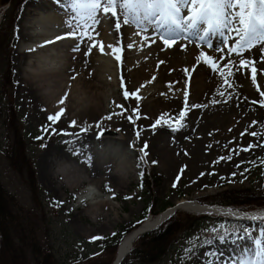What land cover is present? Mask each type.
I'll list each match as a JSON object with an SVG mask.
<instances>
[{
  "label": "rangeland",
  "instance_id": "374dc122",
  "mask_svg": "<svg viewBox=\"0 0 264 264\" xmlns=\"http://www.w3.org/2000/svg\"><path fill=\"white\" fill-rule=\"evenodd\" d=\"M30 1L27 0L21 7L15 32L12 29L9 30L14 33V37L9 33L5 42L0 43V183L8 192L16 196L18 209L22 210L20 219L24 217V214L26 219L31 215L40 224V234L46 237L51 236L59 261H64L63 264L70 263L88 254L89 256L100 254L98 245L105 239L120 235L123 227H127L130 231V228L134 229L133 224L138 222L141 224L147 218L175 206L177 200L192 197L196 192L204 194L201 199L206 201L219 200V196L245 190L264 197V163H262L264 161V106L259 103L261 99H264L260 97V92L264 91V88L259 85V90L254 89L255 93L244 94L239 90V86L243 87V84L239 83L238 76L231 78L233 82L231 88L223 84L221 77L216 76L217 82L213 90L207 91L201 100L200 105H205L201 107L202 113L204 115L216 113L219 111L218 108L239 99L245 104L248 116L255 115L256 119L258 118L256 124L233 127L224 125L226 137L220 132L218 126L201 125L190 111L186 117V126L178 132L173 131L168 125L160 124L155 128L152 124L147 127L136 125L134 129L130 124L121 132L106 130L108 133L114 132L117 135L109 133L95 136V134H89L88 130L81 131L73 127L72 124L68 126L59 121L53 123L48 120V115L44 111L30 104L29 93L27 90L23 91L25 88H22L20 84L17 61L18 38L24 18L33 19L25 15V9ZM263 49V45H258L250 50L253 51L252 53L245 51L243 56H249ZM92 58L99 57H92L90 54L86 58L88 63ZM259 72L260 70L257 69V78ZM247 73L251 79L249 69L242 74ZM186 82L188 87L190 82L183 74L169 79L164 83L165 92L156 95L153 100L156 101L158 98L164 100L167 96L178 99L185 94ZM127 86H129L128 83ZM128 91L132 92L129 88ZM219 91H225V97H220ZM120 94L123 97L122 91ZM229 95L232 97L230 100L226 99ZM213 100H218L219 103L213 104ZM214 108L217 109L213 110ZM8 110H13L12 118L22 133L19 135L26 137V146L28 145L26 150L36 163L37 182L40 188L37 193L31 192L20 175L10 166L7 152L14 148V136L7 126ZM114 113L106 110L107 117L114 116ZM170 124L176 126L174 121ZM160 131L163 134L159 135ZM252 131H256L258 135L256 137L249 135ZM147 132L154 134L148 136ZM123 134L127 137L125 141L111 143L120 148L112 157L110 153H96L95 146L85 141L93 136L99 142L102 140L100 144L104 142L109 144L112 139L120 140ZM104 136L107 140L100 138ZM131 137L137 141L141 149H144L143 155L135 154V160L139 161L137 172H130L127 178L124 177L122 181L117 182V176L111 173L109 176L105 174L111 161L113 165H124L128 157L134 160L126 152L132 145ZM145 144L147 148H144ZM215 144H219V147L213 149ZM250 145L256 146L245 151L244 149H248ZM196 151L198 154L201 153L200 157H204L199 160V163L208 160L206 166L201 167L202 174L195 171L187 172L193 164L192 160ZM229 156L231 159H227ZM65 162L77 165L84 172L83 176L102 178L101 188L104 192H107L106 185L113 189L114 198L112 193L107 192L112 197L113 207L112 210L107 211V215L92 219L86 212L91 206V201L79 202L78 195L86 186L84 181L71 189L66 187L61 176L53 175L59 164ZM145 167L146 170H144ZM146 172L151 174L147 181L145 180ZM206 190L211 192L205 194ZM58 201L62 203L57 204ZM237 208L241 209V207ZM237 222H229L223 216L207 214L191 229L179 233L168 253L158 260L139 261L134 253L130 255L129 262L133 261L132 264H224L231 257L234 245L242 241L233 243L230 239L221 244L217 237L224 231L238 233L242 228L249 229L246 222L242 224ZM258 226L260 239L259 230L264 229V221H260ZM11 233L14 237L28 234L24 225L11 228ZM94 237L103 239H93ZM226 247L228 250L225 249Z\"/></svg>",
  "mask_w": 264,
  "mask_h": 264
},
{
  "label": "bare ground",
  "instance_id": "6f19581e",
  "mask_svg": "<svg viewBox=\"0 0 264 264\" xmlns=\"http://www.w3.org/2000/svg\"><path fill=\"white\" fill-rule=\"evenodd\" d=\"M64 11V9L57 7L52 0H31L25 9V15L33 19L24 18L20 37L18 38L17 56L20 84L22 88H25L23 91H28L30 104L40 109V111H44L48 116L54 115L59 107H65L64 115L58 120L60 123L69 126L73 120H76L77 126L75 128L77 127L81 131L87 129L90 132L89 134H95V136L108 135L109 133L117 135V133H108V131L121 132L130 124L134 129L136 125L147 127L148 125H153L163 114H168L175 118L184 109V95L179 96L176 100L169 96L164 100L160 98L156 101L153 100V97L165 92L164 83L166 81L181 74L185 75V78L190 82L186 91L189 96L188 104L191 105L192 103L201 104L204 94L209 90H213L217 82L216 76L220 77L218 72L214 71L211 66L203 63V57L200 55L201 52H205L208 55L219 57V52L200 47L195 42L188 44L184 50H181V44L186 42L176 44L175 47L162 51L161 49L164 46L158 39L150 47L143 46L141 44V36H136L134 41L129 39L136 31L131 25H122L118 34L114 30L116 18L110 17V14L107 22L102 16L96 28L99 33L97 40L103 42L105 50L101 53L98 49H93L91 52L92 57L98 56L99 58H92L87 65L84 63L87 43L80 45L79 52H74L72 48L77 41L72 38H67L47 47H36L34 51H29V48L40 45L43 41L52 39L69 30L65 23L69 17L65 16ZM184 14H188L187 10H185ZM37 17L43 22V26L39 29L33 24ZM61 26H66V28L60 29ZM148 34L151 35V32L149 31ZM118 35L122 40L120 46L123 47V51L118 53L121 56L120 61L115 59L112 49L107 47L108 44H116ZM220 38V36L213 38L214 48L220 47ZM129 43H135V46L129 49L126 47ZM231 45V40L228 41L227 46L222 45V47H225V59L221 64V68L228 63L227 57L229 54L227 47ZM249 52L252 53L253 51ZM249 56L250 58L245 59L255 60V67L260 70L257 78L259 81L251 83L249 74H242L246 69L243 72H236L234 77H239V83L243 84V87L239 86V90L244 94L255 93L256 85L264 88V51H255ZM198 57H200L199 60L197 59ZM239 59L241 57L237 58L234 57V54H231L232 61H239ZM73 71L78 73V75L75 79H70ZM127 83L129 86H127ZM128 88L132 92L138 89L141 99L137 101L131 96L128 99L122 97L120 91H128ZM66 92L68 93L67 100L64 105H60L59 101ZM30 104L28 105L30 106ZM117 105H123V109L117 107ZM137 108L138 111H134ZM107 109L115 112L111 119L106 118ZM215 109L217 108L213 110ZM218 109L219 111L216 113L204 115L201 111L202 108H194L190 110V114L195 115V120L201 125L220 127V132L224 137L227 136L224 125L233 127L235 125L256 124L258 119H256L255 115L248 116L245 104L240 102L239 99ZM128 116H133V120H129ZM172 121L174 120H170L169 123ZM161 125L165 126L163 122H161ZM153 134L147 132L148 136ZM158 134L163 133L160 131ZM100 138L107 140L106 136ZM126 139V135L123 134L120 140L112 139L109 144L105 142L100 144L102 140L99 142L93 136L85 141L91 142V146H95L96 153H110L112 157L117 154V150L120 148L111 143L125 141ZM130 141H132V145L126 152L134 160L128 157L123 163L124 165H113L111 161L105 176H109V173H111L115 177L117 176L116 181L120 182L124 177H128V173L137 172L139 161L135 160V154L140 153V155H143V152L134 138L131 137ZM218 145L215 144L213 149L218 148ZM200 155L201 153L199 152L198 154L196 151V155L192 160L193 164L191 163L192 166L187 172H202L201 167L206 166L208 160H203L199 163V160L204 158L203 156L200 157ZM122 161L124 160L122 159ZM196 165L198 166L195 167ZM187 172L185 171V173ZM53 175L61 176V180H64L66 187L71 189L78 186L84 180V177H89L83 176V172L77 165L68 162L59 164ZM89 178H91V188L89 191L86 190L82 193L79 202L91 201V206L86 212L92 219H95L100 215H107V211L113 209L111 205L112 197L100 191L99 187L102 185V178L97 179L91 176ZM114 187L118 189L117 186ZM96 190L99 191L97 195L94 194ZM210 192V190H206L204 193ZM203 195L200 192H196L192 197L176 201V204L190 211L214 213L224 217L245 220L253 234V239H259L258 223L259 221H264L261 219V214H264V208L244 211L223 206L205 207L199 201ZM164 217L165 215L162 214L157 218H151L146 227L156 226ZM133 240V234L125 239L120 247L119 258L124 257L129 252ZM245 246L253 250L255 248L251 240L242 241L234 245V251H232L231 256H240ZM228 248L226 247L225 249L228 250Z\"/></svg>",
  "mask_w": 264,
  "mask_h": 264
},
{
  "label": "snow or ice",
  "instance_id": "6c2138e0",
  "mask_svg": "<svg viewBox=\"0 0 264 264\" xmlns=\"http://www.w3.org/2000/svg\"><path fill=\"white\" fill-rule=\"evenodd\" d=\"M57 7L64 9L65 16L69 19L65 21L68 26V31L55 36L52 39L43 41L40 45L29 48V51H34L36 47H47L67 38H72L77 43L72 48V51L79 52L80 45L87 43V51L84 53L87 58L93 49H98L101 53L105 50V45L102 41H98L99 33L96 31L100 23L101 17H115L114 30L119 34L122 25H131L136 31L129 39L135 40L136 36H141V44L150 47L159 39L163 48L162 51L175 47L180 41L186 43L181 44V50L187 48L188 44L193 42L198 46H205L213 52H219V57L208 55L201 52L203 63L211 66L218 72L222 78L223 84L228 88L233 87L231 80L236 72H243L245 69H250L251 79L255 83L257 79V69L255 60L243 58L245 51H250L258 45H264V0H52ZM185 10L188 14L185 15ZM34 26L39 29L43 26V22L37 17L33 21ZM149 31L151 35H149ZM220 36L222 44L227 46L228 41H232V45L227 47L229 56L228 63L221 68L225 56V47H213V38ZM121 37L118 35L116 44H108L107 47L112 49V54L117 61L121 60L118 53L123 51ZM135 43H129L127 48L131 49ZM264 51V50H262ZM231 54H236L241 57L239 61H232ZM198 60L200 57L197 58ZM88 61L85 60V65ZM163 63V61H161ZM187 71V69H185ZM78 73L73 71L70 79H75ZM187 87V82H186ZM259 90V85H256ZM220 97H225V91H219ZM68 93L66 92L61 97L59 104L64 105L67 100ZM132 97L139 101L141 99L139 90L129 92L125 90L123 97L128 99ZM260 97L264 98V91L260 92ZM188 92L184 94V109L177 117H171L168 114H163L152 125L153 128L163 122L172 128L173 131H180L186 126V117L188 112L194 108L205 107L196 103L188 104ZM226 99L230 100L229 95ZM213 104L219 103L218 100H213ZM256 103V101H253ZM261 106H264V99L259 101ZM123 109V105H117ZM65 107H59L54 115H49L48 120L53 123L57 122L64 115ZM134 111H138V108ZM111 119L112 116L106 117ZM129 120H133V116H128ZM174 120L175 127L169 121ZM255 123V122H254ZM72 126H77V121L71 122ZM85 131L87 129H84ZM139 135V133L137 134ZM249 135L256 137L258 133L252 131ZM256 145H250L248 149ZM147 148V145H144ZM143 152L144 149H141ZM231 159V156L227 157ZM155 163V162H154ZM264 163V161H262ZM235 175V174H233ZM175 186V185H173ZM105 190L112 193L113 198L115 193L113 189L106 185ZM75 198V195H74ZM62 203L58 201L57 204ZM255 219V217H254ZM261 219L264 220V214H261ZM140 223V222H138ZM260 239H253V234L248 228H242L237 233L233 231L228 233L222 232L218 235V242L224 244L231 239V242L251 240L255 245L254 250L247 246L244 247L243 253L240 256H231L224 264H264V229H260ZM93 239H103L102 237H94Z\"/></svg>",
  "mask_w": 264,
  "mask_h": 264
},
{
  "label": "trees",
  "instance_id": "16d2710c",
  "mask_svg": "<svg viewBox=\"0 0 264 264\" xmlns=\"http://www.w3.org/2000/svg\"><path fill=\"white\" fill-rule=\"evenodd\" d=\"M6 2L8 0H0V5ZM13 24L14 18L11 13H8L0 27V43H4L9 37L8 34L11 33L9 30L12 29ZM13 129L16 132V145L11 152L7 153L10 166L25 179L32 192L37 193L40 188L36 179L34 162L28 156L26 145L21 136L18 135V128ZM243 198L249 200L253 196H244ZM225 201L224 203H246L240 202L241 200L237 196ZM253 203L260 204L261 202L253 201ZM20 217L21 209H18L16 200L0 183V264H60L57 262L50 239L41 236L38 233V227L31 220L26 219L25 216L22 219ZM180 219L179 216L174 217L159 230L142 237L137 244L136 258L139 261L154 259L155 256L159 257L165 253L176 232L182 226ZM19 225L26 226L28 234L14 237L11 228ZM112 246L110 245V247ZM76 262L69 264H110V259L106 256L89 257Z\"/></svg>",
  "mask_w": 264,
  "mask_h": 264
}]
</instances>
